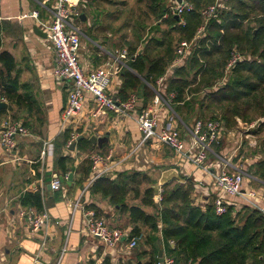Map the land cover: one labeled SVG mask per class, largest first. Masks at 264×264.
<instances>
[{
    "label": "trees",
    "instance_id": "obj_1",
    "mask_svg": "<svg viewBox=\"0 0 264 264\" xmlns=\"http://www.w3.org/2000/svg\"><path fill=\"white\" fill-rule=\"evenodd\" d=\"M91 1L95 0H81V6H91ZM168 1L137 0L157 21L149 30L162 31V34L144 39L139 33L138 43L129 44L126 65L119 71L122 84L116 96L120 101H126L135 93L137 112L140 113L154 98L158 79L170 70L172 74L164 79L165 95L175 92L173 107L186 123L196 117L219 119L225 127L232 129L238 126V119L252 122L263 118L264 0H222L224 5L217 4L207 21L202 11L218 0H190L193 9L181 17L166 15ZM162 23H167L170 28L162 29ZM202 26L205 29L198 36ZM184 40H194V45L185 60L174 65L176 50ZM140 41L145 42L142 53H139ZM1 46L0 25V96L16 105L12 118L23 119L22 123L35 131L30 115L42 111L39 101L28 84L20 83L14 56ZM234 49L243 58L234 64L223 81ZM37 120L42 122L41 115ZM263 128L264 121L252 132L258 134ZM70 132V129L65 131L63 145L66 147L71 145L68 144ZM215 146L219 144L214 143ZM77 147L87 150L92 144L88 138H81ZM258 151L264 153V139ZM57 154L55 169L60 174L66 176L83 169L82 179L89 177L92 163L88 157L76 167L68 164L73 158L61 148ZM248 173L257 177L253 179L258 183L257 188L264 187V157L253 162ZM181 178L183 180H169L158 191L156 180L149 172L124 169L115 177L105 174L95 178L88 189L91 197L99 195L120 213L128 215L132 226L130 238L143 234L140 241L152 245L154 251L162 239L175 264L264 263V213L248 203H242L240 207L226 203V211L218 213L215 198L205 205L196 202L193 177ZM21 200L24 206L45 211L41 190L27 191ZM84 202L87 209H94L100 217L102 208L95 201L88 202L84 195ZM156 260L154 257L149 264Z\"/></svg>",
    "mask_w": 264,
    "mask_h": 264
},
{
    "label": "crops",
    "instance_id": "obj_2",
    "mask_svg": "<svg viewBox=\"0 0 264 264\" xmlns=\"http://www.w3.org/2000/svg\"><path fill=\"white\" fill-rule=\"evenodd\" d=\"M95 2L91 1V6L82 7L80 0L81 12L84 8L85 11L80 18L73 20L81 31L80 61L86 71L106 66L108 61L112 62L113 70L115 57L119 56L115 54L118 43L106 38L105 32L98 28L99 18L88 11L87 8L91 9ZM54 6L55 0H0L1 49L8 50L14 56L19 69L20 83L28 84L33 90L43 111H39L38 114L34 111L30 115L35 131L28 128V134L17 135V147L12 152H8L0 141V264H149L154 257L157 258L154 262L156 264L159 261L160 250L164 257L170 256L163 240H159L156 251L152 245H146L141 241L137 247L129 248L127 241L132 226L128 215L120 213L99 195L91 197L88 187L94 174L92 169L86 180L82 179L83 169L71 172L73 179L68 182L67 177L70 174L63 176L55 169L57 150L61 148L65 154L71 156L73 159L68 164L76 167L87 157L91 161L90 155L93 153L110 155L114 163L118 164L107 175L115 177L117 172L124 169L146 171L156 180L155 188L158 191L171 179L183 180L181 177L191 176L196 182L195 200L198 204L205 205L219 195L213 176L222 162H227L228 168L232 171H244L240 165L243 156L235 155L236 140L239 138L233 137V132L224 134V138L221 137L218 142L219 146H213V152L209 153L207 159L209 170H204L183 159L171 147L155 138L143 142V134L134 116L128 117L113 110L94 116L96 101L89 94L86 96L83 111L64 123L62 115L71 83L69 81L58 83L55 80L52 74L55 51L49 47L47 37L35 32L36 26L46 32L42 24H48L52 20ZM33 11L38 12L39 18L33 17ZM79 21L87 26L85 36L78 24ZM171 74L168 70L165 78ZM157 83L155 91H161L163 96L167 97L166 82ZM121 84L119 73L114 74L111 92L116 94ZM172 103L173 101L170 102V106L162 105L161 124H170L177 128L189 145L191 143L189 128H192L194 123L189 126L193 121L186 123ZM12 105L13 110H0V135L7 119L16 120L12 118V114L17 107ZM21 114L25 115V112ZM38 115H41L42 122L37 120ZM179 119L182 123L180 125ZM18 121L22 122L23 119ZM67 129L71 130L68 141L72 140L75 143L74 149L70 148L71 145L70 147L63 145ZM92 135L108 136V141L102 145H94L90 141ZM81 138H88L92 147L87 150L78 149L77 141ZM221 140L224 141L223 144ZM46 143H53V152L44 156L42 152L48 147ZM245 174L246 185L252 187L248 185V181L257 177L250 173ZM60 176L65 178L61 188L57 190L50 188L52 180ZM257 189L264 190L263 187ZM37 190H41L43 194L45 211L49 218L43 229L33 231L26 215L28 212H40L34 207L24 206L21 198L27 191ZM82 193L88 202L95 201L102 208L100 217L111 227L125 229L129 236L112 247L102 239L90 235L84 210L78 208L74 211L71 205ZM226 198L227 201L232 200L238 207L242 203H247L229 195Z\"/></svg>",
    "mask_w": 264,
    "mask_h": 264
},
{
    "label": "built area",
    "instance_id": "obj_3",
    "mask_svg": "<svg viewBox=\"0 0 264 264\" xmlns=\"http://www.w3.org/2000/svg\"><path fill=\"white\" fill-rule=\"evenodd\" d=\"M79 3L80 0H55L52 20L48 24H42L50 42L49 47L56 54L52 74L58 83L66 81L71 83L67 104L62 115L64 123L83 111L86 96L89 94L96 101V107L93 111L94 116L104 114L108 110H113L128 117L134 116L143 134V142L155 138L171 147L188 162H192L201 169L209 170L207 159L209 153L213 152L214 143H218L222 137L223 123L219 119H198L194 126L189 128L191 143L187 145L177 128L170 124H161L160 109L164 104L170 106V102L176 96L175 92H171L167 97H164L161 91H157L151 103L140 113L137 112L138 97L135 93H132L126 101H120L116 94L111 92L110 86L112 76L119 73L122 66L126 65L124 60L128 57V51L123 49L119 56L115 57V68L113 70L111 69L112 62L108 61L106 66L86 71L80 61L81 31L73 23V20L80 18L82 14ZM216 8L217 4H214L202 11L206 21L214 14ZM192 9L193 4L190 0H176L168 6L166 15L173 14L181 17L184 12ZM32 15L39 18L37 11H33ZM0 19H2L1 15ZM204 29L205 26L199 29L198 36L203 33ZM193 45L194 40H184L180 43L176 50L177 57L174 65L185 60ZM242 58V55L234 49L227 65V72ZM164 79L165 76H161L158 82L162 83ZM0 99L3 98L0 96ZM134 112H137V114L135 115ZM28 131V127L22 122L7 119L0 135L2 146L8 152H12L17 147V135L28 134ZM72 142L70 140L69 144ZM46 145L48 147L44 148L42 152L44 156L53 152V143H46ZM90 159L94 172L90 183L95 178L108 174L118 164L114 163L110 155H102L101 153L91 154ZM228 165L227 162H222L213 176L215 188L219 192L214 200L217 212L226 211V203L233 204L232 200L227 201L226 196L229 195L244 200L264 213V190L248 187L245 172L242 170L232 171L228 168ZM61 186L62 181L59 177L52 180L53 189H60ZM83 193L74 199L71 205L74 211L78 208L84 210L86 226L90 235L102 239L112 247L122 242L124 237L129 236L125 229L111 227L104 218L96 215L94 209H87ZM26 216L33 231L43 229L49 218L46 211L40 213L28 212ZM142 238L143 234L129 238L127 246L131 249L137 247ZM156 264H175V260L172 256H165L164 260H159Z\"/></svg>",
    "mask_w": 264,
    "mask_h": 264
},
{
    "label": "rangeland",
    "instance_id": "obj_4",
    "mask_svg": "<svg viewBox=\"0 0 264 264\" xmlns=\"http://www.w3.org/2000/svg\"><path fill=\"white\" fill-rule=\"evenodd\" d=\"M95 1L96 2L94 3L93 7L91 9H87L88 11H90L91 15L99 18L98 28L105 32L106 38L112 39L116 43H118V48H116L115 50L116 55L120 54L123 49H128L129 44L135 45V43H138L139 33L142 34L144 39H149L153 35L162 34V31L149 30L150 26L152 24H155L157 21L155 22L153 16L149 15L146 6L144 4H139L137 0ZM174 1L176 0H169L168 5H170ZM216 4L221 7L224 5L222 3V0H218ZM78 24H80L81 26L83 36H85L84 32H86L85 29H87V26L80 21ZM143 26H147V28L144 29ZM161 28L167 30L170 28V26L167 23H162ZM82 40L84 39L82 38ZM140 43V47L143 48L145 42L140 41ZM181 63L182 62H179L178 64ZM225 73V77L228 78L229 71L227 72V65ZM226 78H224L223 81H225ZM179 117L180 116L178 115V118ZM210 117L211 116H207L206 118ZM197 119V117L194 118L193 122L190 123L189 126H192V124ZM262 121H264V117L257 118L252 122H245L241 119H238V126L232 129L225 127V125L223 124L222 138H224V134H228L230 132L234 133L233 137L239 138V140H236L237 148L235 150V155H237L238 157L243 156V162L240 163V165L241 167H243L244 171L247 174H249L248 169L250 165L257 159L264 157V153L258 151L259 144L264 139V128L258 134L252 132L254 129H257V127H259V124ZM178 122L179 125L182 124L180 119ZM221 142V144L224 143L223 140H221ZM248 185L257 188L258 183L251 179L250 181H248Z\"/></svg>",
    "mask_w": 264,
    "mask_h": 264
},
{
    "label": "water",
    "instance_id": "obj_5",
    "mask_svg": "<svg viewBox=\"0 0 264 264\" xmlns=\"http://www.w3.org/2000/svg\"><path fill=\"white\" fill-rule=\"evenodd\" d=\"M178 1H181V0H178ZM35 32L38 33L41 36L47 37V33L43 32L42 29H40L37 26L35 27ZM142 51H143V48H140L139 53H142ZM13 108H14L13 105L8 100H6V99H1L0 100V110H2V109L13 110ZM90 141L94 145H96V144L102 145L103 142L108 141V136L98 137L97 135H92L90 137ZM74 146H75V143L72 142L70 148L74 149ZM60 179H61V181L65 180V178L63 176H60ZM72 179H73V173H70V175L67 177V180L69 182ZM49 187L52 188V183L49 184ZM159 260H164V256H163L162 250H160V252H159Z\"/></svg>",
    "mask_w": 264,
    "mask_h": 264
}]
</instances>
